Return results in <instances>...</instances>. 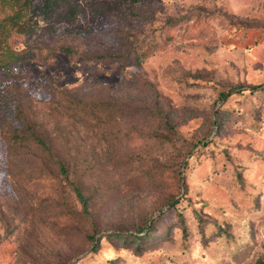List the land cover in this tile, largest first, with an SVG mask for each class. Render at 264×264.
Returning a JSON list of instances; mask_svg holds the SVG:
<instances>
[{
  "label": "rangeland",
  "instance_id": "1",
  "mask_svg": "<svg viewBox=\"0 0 264 264\" xmlns=\"http://www.w3.org/2000/svg\"><path fill=\"white\" fill-rule=\"evenodd\" d=\"M33 21L12 49L77 54H21L0 63V86L40 132L63 133L89 216L57 166L11 138L14 104L0 102V264H264V0H69ZM208 24L209 41L193 35ZM153 42L152 54L129 53ZM55 85L124 109L85 126L52 104ZM104 233L92 249L89 235Z\"/></svg>",
  "mask_w": 264,
  "mask_h": 264
},
{
  "label": "trees",
  "instance_id": "2",
  "mask_svg": "<svg viewBox=\"0 0 264 264\" xmlns=\"http://www.w3.org/2000/svg\"><path fill=\"white\" fill-rule=\"evenodd\" d=\"M69 0H0V63L5 65L9 63L8 60H13L19 55L23 54L31 56L34 50L45 49L47 52L42 56V60L45 61L49 57L55 54H66L68 56L76 55L77 52L69 45H57V46H42L27 45L24 48L16 51L9 45V39L14 34H26L32 27V22L36 17L53 18L57 14L60 8L68 4ZM78 11V4L73 3L68 5L63 14L68 17H73ZM169 23H176V20H168ZM170 27V26H169ZM210 24L204 26H198L197 32L193 34L200 40L209 41L206 35L209 31ZM212 31V29H211ZM172 36H168L166 41L170 40ZM138 44H132L130 46L131 54H135L136 57H144L148 54H152L158 48V43L153 42L145 49H138ZM127 54L114 53V54H94L89 56L91 59L104 60V59H123ZM235 89H238L234 87ZM233 88V89H234ZM258 86H254L253 89H257ZM69 89L64 86H53L52 92H50V100L53 101L59 112L68 113L70 118L78 123H82L85 126L94 127L100 126L107 119L116 118L117 115L123 111V105L120 102L106 99H91L86 100L82 97H77L68 91ZM223 97L227 93L220 94ZM68 97V99H67ZM49 98L47 101H49ZM8 102L14 104V116L17 120L15 129L11 133V138L15 142L27 143L37 148L43 157L49 162L55 164L61 176L70 185L72 191L75 194L76 199L80 202L82 207V214L89 216V201L84 195L81 186L75 182L69 172V164L74 161V154L70 152L68 148H62L63 133L59 130H53L49 133H42L39 130V123L37 120L29 118L27 115L21 117L20 100L18 96L11 90L0 86V102ZM148 112L161 115L164 122L169 126V122L165 113L156 108H146ZM62 133V134H61ZM49 137L53 140H49ZM62 151V156L59 153ZM190 154V151L188 152ZM184 162L183 166H186ZM177 203V200L173 199L169 202V206L173 207ZM179 215V214H178ZM198 225L201 224L202 216L196 214ZM179 224L183 233H186V227L183 217L179 215ZM153 222L148 226L147 231L154 230ZM143 234L136 233L134 238L138 240L136 249L143 247V238L149 236L148 232ZM111 234H102L100 237H95V234L89 235V240L92 243V249H97L100 241L103 237H108ZM132 234H123L120 237L115 238L122 239L123 242L128 241V238Z\"/></svg>",
  "mask_w": 264,
  "mask_h": 264
}]
</instances>
